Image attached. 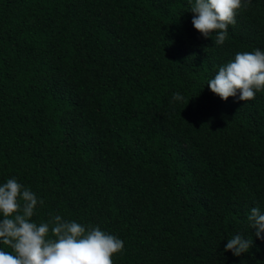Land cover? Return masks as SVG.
<instances>
[{
  "label": "trees",
  "instance_id": "1",
  "mask_svg": "<svg viewBox=\"0 0 264 264\" xmlns=\"http://www.w3.org/2000/svg\"><path fill=\"white\" fill-rule=\"evenodd\" d=\"M189 9L0 0V185L43 201L36 223L59 214L121 239L113 264H264L247 220L264 212V90L222 101L207 86L236 53L264 51V0L223 45ZM237 234L253 240L239 257L224 251Z\"/></svg>",
  "mask_w": 264,
  "mask_h": 264
},
{
  "label": "clouds",
  "instance_id": "2",
  "mask_svg": "<svg viewBox=\"0 0 264 264\" xmlns=\"http://www.w3.org/2000/svg\"><path fill=\"white\" fill-rule=\"evenodd\" d=\"M252 0H189L192 26L204 38L216 33V45H223L229 25L235 24L239 9ZM209 90L222 101L237 97L250 101L264 90V51L238 52L234 59L219 67L207 82ZM173 101H183L175 93ZM35 193L15 178L0 185V264H113V254L121 252L123 241L98 227L69 222L51 215L47 222L32 220L37 204ZM257 239H264V212L252 207L247 216ZM253 247L252 238L234 235L224 251L239 257Z\"/></svg>",
  "mask_w": 264,
  "mask_h": 264
}]
</instances>
